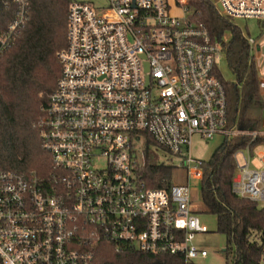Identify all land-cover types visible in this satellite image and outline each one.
Segmentation results:
<instances>
[{"label":"built area","instance_id":"obj_1","mask_svg":"<svg viewBox=\"0 0 264 264\" xmlns=\"http://www.w3.org/2000/svg\"><path fill=\"white\" fill-rule=\"evenodd\" d=\"M0 1L11 10L1 56L30 1ZM211 1L231 20L264 21V0ZM176 6L181 17L168 0H108L100 11L70 2L60 75L38 124L51 169L46 177L0 169V264H102L107 246L133 258L113 264H202L208 251L194 239L207 227L189 183L202 180L204 162L191 156V139L264 131L229 123L222 44L188 18L187 0ZM245 37L264 95V32ZM235 160L233 193L264 203V168L250 167L248 147ZM146 165L181 169L186 182L150 186Z\"/></svg>","mask_w":264,"mask_h":264},{"label":"trees","instance_id":"obj_2","mask_svg":"<svg viewBox=\"0 0 264 264\" xmlns=\"http://www.w3.org/2000/svg\"><path fill=\"white\" fill-rule=\"evenodd\" d=\"M28 19L13 44L0 56V169L46 177L51 156L41 148L38 123L55 90L61 65L57 53L66 45L67 11L73 0H29ZM188 18L202 24L213 42H221L232 80H224L229 123L251 132L262 126L264 95L245 34L219 14L211 0H187ZM11 10L0 1V28ZM226 33L229 38L224 40ZM248 134L224 139L204 162L201 180L203 211L215 216L216 232L225 237L227 264H264V205L232 191L235 155L257 145ZM173 168L146 165L143 179L154 187L170 184ZM197 212L201 213L197 207ZM109 250L102 264L132 260ZM124 258V260H123Z\"/></svg>","mask_w":264,"mask_h":264},{"label":"rangeland","instance_id":"obj_3","mask_svg":"<svg viewBox=\"0 0 264 264\" xmlns=\"http://www.w3.org/2000/svg\"><path fill=\"white\" fill-rule=\"evenodd\" d=\"M79 2H88L96 10L100 11L108 4V0H75ZM177 0H168L170 5V14L175 17H181L183 15L181 8L176 6ZM232 22L237 25L246 36H250L255 40H259L264 32V21H260L255 18H232ZM229 38V34L226 33L224 40ZM219 71L224 80H232V75L228 69L225 55L222 54L218 64ZM264 120V110L262 112V122ZM39 124V123H38ZM264 130V126H261ZM222 136H215L211 140H203L197 135H194L191 139V156L197 160L207 162L214 150L223 142ZM261 148L254 151V154H258ZM253 156V154H252ZM156 155L151 157V160L156 159ZM256 162V159H252ZM171 180L177 184H185L186 176L183 170L174 169L171 174ZM191 198L195 206H197L201 213L199 215L200 222L207 227V232L197 234L194 239V243L199 248L206 249L208 255L201 259L202 264H227L226 255L224 249L226 247L225 237L222 234L216 232V218L214 215L202 212L203 205L201 202V181L191 179ZM260 206L264 203H259Z\"/></svg>","mask_w":264,"mask_h":264},{"label":"crops","instance_id":"obj_4","mask_svg":"<svg viewBox=\"0 0 264 264\" xmlns=\"http://www.w3.org/2000/svg\"><path fill=\"white\" fill-rule=\"evenodd\" d=\"M262 126H264V120L262 122ZM259 130L264 131L261 128ZM258 148H261V150L258 151V154L255 155L254 151L257 150ZM252 154H253V156H252ZM253 158L256 159V162L252 161ZM250 167H252V168H264V145L263 144L255 146L254 149L252 150Z\"/></svg>","mask_w":264,"mask_h":264}]
</instances>
